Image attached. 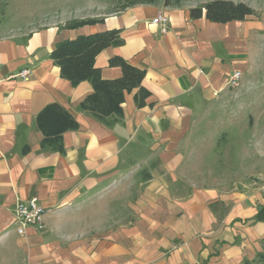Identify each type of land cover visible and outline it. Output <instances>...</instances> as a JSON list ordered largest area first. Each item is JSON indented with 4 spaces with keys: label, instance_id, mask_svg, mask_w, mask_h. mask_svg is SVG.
Returning a JSON list of instances; mask_svg holds the SVG:
<instances>
[{
    "label": "crops",
    "instance_id": "1",
    "mask_svg": "<svg viewBox=\"0 0 264 264\" xmlns=\"http://www.w3.org/2000/svg\"><path fill=\"white\" fill-rule=\"evenodd\" d=\"M197 6L137 2L94 25L0 38V264H245L264 249V149L249 145L243 170L232 159L230 171L208 169L209 116L251 105L249 79L227 82L260 67L264 22L192 18ZM160 13L166 32L153 23ZM108 29L123 43L97 56L103 78L122 76L109 64L121 56L146 71L150 91L143 107L137 89L126 93L111 125L80 107L91 82L73 86L50 56L61 41ZM51 103L79 123L63 152L41 145L37 117ZM34 196L45 228L19 234L17 204Z\"/></svg>",
    "mask_w": 264,
    "mask_h": 264
},
{
    "label": "trees",
    "instance_id": "2",
    "mask_svg": "<svg viewBox=\"0 0 264 264\" xmlns=\"http://www.w3.org/2000/svg\"><path fill=\"white\" fill-rule=\"evenodd\" d=\"M169 5V3H166ZM192 18H206L213 22L227 23L243 20L256 15V10L244 2L233 0H210L190 10ZM103 19H74L69 20L64 28L76 29L85 25H94ZM123 43L120 29H108L87 35H80L75 39L61 41L56 44L51 53V59L61 68V76L68 79L73 86L83 81L92 84L93 91L81 102L80 107L90 111L101 122L111 125L112 118L118 120L123 117V103L126 93L137 89L135 101L138 107L146 105L150 91L143 86L146 71L127 62L121 56L110 58L111 66H119L122 76L116 79H105L102 71L96 66L97 56L110 46ZM37 123L44 137L42 147H51L63 152V134L68 130L77 129L78 121L59 103L48 104L38 114ZM27 148H25V151ZM264 245V238H263ZM245 264H264V249L253 261Z\"/></svg>",
    "mask_w": 264,
    "mask_h": 264
},
{
    "label": "rangeland",
    "instance_id": "3",
    "mask_svg": "<svg viewBox=\"0 0 264 264\" xmlns=\"http://www.w3.org/2000/svg\"><path fill=\"white\" fill-rule=\"evenodd\" d=\"M208 1L210 0H0V38L23 39L31 31L46 25H64L74 19H99L137 2L201 5ZM233 1L244 2L254 8L256 10L254 16L264 22V0ZM260 53L262 54L259 60L260 67L250 75L242 76L240 82L246 79L250 81L253 89L251 105L247 106L248 100L242 99L243 104L238 108L233 105V108L225 109L221 114L209 116V122L213 127L212 131H209L208 139L209 158L213 161L208 164L211 166L209 170L230 171L231 159L234 160V169L243 170L250 166L247 149L251 144L260 155H263L264 148H259L258 145L264 141V47ZM252 123H254L253 128Z\"/></svg>",
    "mask_w": 264,
    "mask_h": 264
},
{
    "label": "built area",
    "instance_id": "4",
    "mask_svg": "<svg viewBox=\"0 0 264 264\" xmlns=\"http://www.w3.org/2000/svg\"><path fill=\"white\" fill-rule=\"evenodd\" d=\"M153 23L161 24L162 31L166 32L169 24V17L165 13H160L153 19ZM31 74L29 69H24L19 72V76L26 78ZM243 73L240 70H235L230 75L227 84L235 88L239 86ZM47 209L39 202V198L34 196L27 201H21L17 204L16 218L18 221L17 231L19 234H24L28 226L34 227L38 230L45 228V215Z\"/></svg>",
    "mask_w": 264,
    "mask_h": 264
}]
</instances>
